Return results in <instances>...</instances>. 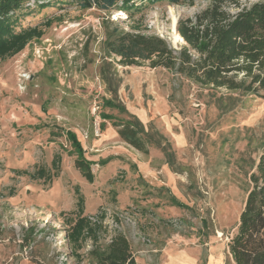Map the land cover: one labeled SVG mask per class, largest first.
Listing matches in <instances>:
<instances>
[{
    "label": "rangeland",
    "instance_id": "1",
    "mask_svg": "<svg viewBox=\"0 0 264 264\" xmlns=\"http://www.w3.org/2000/svg\"><path fill=\"white\" fill-rule=\"evenodd\" d=\"M210 3H144L130 18L67 3L25 17L44 34L0 61V264H89L94 242L78 263L66 236L80 215L104 216L97 244L122 232L138 264H234L227 244L264 150V97L148 62L125 65L105 44L109 32L139 23L178 54V20ZM104 112L138 119L149 152L120 140ZM68 130L93 162V182L75 166Z\"/></svg>",
    "mask_w": 264,
    "mask_h": 264
},
{
    "label": "trees",
    "instance_id": "2",
    "mask_svg": "<svg viewBox=\"0 0 264 264\" xmlns=\"http://www.w3.org/2000/svg\"><path fill=\"white\" fill-rule=\"evenodd\" d=\"M195 0H0V61L22 52L44 31L37 25L25 26L22 21L35 8L40 10L64 5L96 7L106 11H123L133 17L144 3L194 4ZM235 0H211L210 5L195 18H181L177 31L186 41L176 54L167 41L154 34L141 31V24H132L129 31L113 30L106 39L107 55L119 57L125 65L148 62L151 67L177 69L189 79L201 84L242 90L264 97V0H257L238 12L226 9ZM33 5L34 7H32ZM241 74V78H238ZM104 106L125 111L114 99L104 98ZM111 120L120 140L148 153L143 124L137 119L114 120L111 114L102 113ZM105 124H102L104 127ZM67 137L77 153L75 166L89 181H94L93 162L88 160L77 135L68 130ZM58 161H55L57 164ZM40 169L39 174L43 175ZM250 188L239 216L237 231L228 240L234 264H264V150L256 169L249 176ZM81 201V200H79ZM181 205V204H180ZM104 216L92 220L79 216L67 230V238L78 263L84 260L80 250L87 239L94 242L89 251V264H138L128 237L117 232L102 246L97 241Z\"/></svg>",
    "mask_w": 264,
    "mask_h": 264
},
{
    "label": "crops",
    "instance_id": "3",
    "mask_svg": "<svg viewBox=\"0 0 264 264\" xmlns=\"http://www.w3.org/2000/svg\"><path fill=\"white\" fill-rule=\"evenodd\" d=\"M185 255L191 257L189 254L184 253V255L182 254V256H183L182 258H183V259H185V258H184ZM176 258H177V257H175V259H174V263H173V264L177 263V261L180 260V259H176ZM191 258H192V257H191ZM176 260H177V261H176ZM194 260H195V258H194ZM171 262H172V261H170V262L167 261L166 264H171ZM177 264H178V263H177Z\"/></svg>",
    "mask_w": 264,
    "mask_h": 264
},
{
    "label": "bare ground",
    "instance_id": "4",
    "mask_svg": "<svg viewBox=\"0 0 264 264\" xmlns=\"http://www.w3.org/2000/svg\"><path fill=\"white\" fill-rule=\"evenodd\" d=\"M119 14H125V12L123 11H119ZM181 39L184 40V38L182 37V35H180Z\"/></svg>",
    "mask_w": 264,
    "mask_h": 264
},
{
    "label": "built area",
    "instance_id": "5",
    "mask_svg": "<svg viewBox=\"0 0 264 264\" xmlns=\"http://www.w3.org/2000/svg\"><path fill=\"white\" fill-rule=\"evenodd\" d=\"M23 77H25V78H28V77H29V75H28V74H27V75L23 74Z\"/></svg>",
    "mask_w": 264,
    "mask_h": 264
}]
</instances>
